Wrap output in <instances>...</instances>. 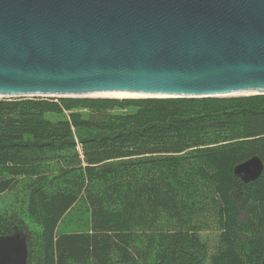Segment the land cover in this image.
Masks as SVG:
<instances>
[{"label": "trees", "instance_id": "obj_1", "mask_svg": "<svg viewBox=\"0 0 264 264\" xmlns=\"http://www.w3.org/2000/svg\"><path fill=\"white\" fill-rule=\"evenodd\" d=\"M254 156L264 94L0 97V198L40 227L5 210L0 234L26 227L28 264H262L264 170L234 174Z\"/></svg>", "mask_w": 264, "mask_h": 264}, {"label": "water", "instance_id": "obj_2", "mask_svg": "<svg viewBox=\"0 0 264 264\" xmlns=\"http://www.w3.org/2000/svg\"><path fill=\"white\" fill-rule=\"evenodd\" d=\"M105 91L264 94V0H0V97ZM263 170L254 156L234 174ZM28 260L24 225L0 234V264Z\"/></svg>", "mask_w": 264, "mask_h": 264}, {"label": "rangeland", "instance_id": "obj_3", "mask_svg": "<svg viewBox=\"0 0 264 264\" xmlns=\"http://www.w3.org/2000/svg\"><path fill=\"white\" fill-rule=\"evenodd\" d=\"M243 95H246V94H243ZM250 95H253V94H250ZM228 96H242V94H234V95H228ZM52 97H58V96H52ZM89 97H101V96H89ZM13 203H14V200L11 199L9 194L3 195L0 198V212H4L5 210H7L8 215H12L13 213H18L24 219V222L29 227L28 228L29 230L40 229V227L30 217L26 216L27 214H22L17 207H12ZM82 216L83 214H80V215L70 214L69 216L65 217L63 220L64 229L70 230L71 228H74L75 223L73 222L76 220L79 221L80 217ZM84 216H87V215H84ZM219 233L220 231H218V229L214 227L205 229L201 233V239L207 246L206 249L208 251L209 258L214 255L217 249L218 242H219Z\"/></svg>", "mask_w": 264, "mask_h": 264}, {"label": "bare ground", "instance_id": "obj_4", "mask_svg": "<svg viewBox=\"0 0 264 264\" xmlns=\"http://www.w3.org/2000/svg\"><path fill=\"white\" fill-rule=\"evenodd\" d=\"M91 96H101V97H117V98H124V97H145L147 95L145 94H139V93H129V92H123V91H105L97 94H93Z\"/></svg>", "mask_w": 264, "mask_h": 264}]
</instances>
